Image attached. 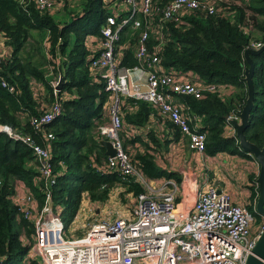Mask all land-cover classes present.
<instances>
[{
    "label": "trees",
    "instance_id": "1",
    "mask_svg": "<svg viewBox=\"0 0 264 264\" xmlns=\"http://www.w3.org/2000/svg\"><path fill=\"white\" fill-rule=\"evenodd\" d=\"M81 1V10H71L70 20L62 21L50 11L39 9L34 1L0 0V40L3 39L11 50L7 59H0V124L30 134L38 144L51 149L57 180L53 186V199L62 209L66 228L75 221L84 194H88L93 202H106L118 186L134 196L144 190L140 184L105 169L109 156L101 144L103 136L98 128L106 120L105 107L110 92L104 81L96 82L92 77L87 37L101 34L111 10L104 0ZM170 1L157 0L154 12L145 17L151 24L150 50L159 53L161 64L167 70L192 72L208 83L236 88L225 99L219 91L205 92L200 99L192 96L184 99L194 115L203 117L200 130L207 133L205 151L208 155L220 152L250 155L241 149L235 136L225 135V126L226 116L239 114L247 101L245 69L249 64L244 52L255 43L264 45V0H211L216 7L214 14L202 10L186 12L181 22L160 23L157 7ZM143 28H124L121 42L129 43L130 48L123 50V64L133 66L138 63L135 46ZM32 31L45 37L36 40ZM252 58L255 62V105L245 134L262 148L264 51ZM61 74L65 83L56 93L52 80ZM33 80L46 90L48 108L41 107ZM3 81L14 85L15 92L5 88ZM57 100L62 105V113L47 126L55 137L49 140L34 129L31 119L43 115ZM121 111L124 122L121 135L124 136L128 127H143L151 121V115L159 112L150 103L134 98L126 99ZM167 126L174 129L176 138L182 135L172 122ZM149 136L156 143L155 133L150 132ZM128 143L137 146L134 153L127 148ZM149 143L140 135L131 139L126 137L124 146L136 167L153 181L180 180L178 172L158 164L156 148ZM33 162L37 165L31 147L0 133V264H39L36 257H29L35 239L34 223L20 214L13 201L17 184L23 182L43 205L44 182ZM257 178V175H251L254 182ZM251 189L252 204L248 206L260 221L261 216L253 210L258 188Z\"/></svg>",
    "mask_w": 264,
    "mask_h": 264
},
{
    "label": "built area",
    "instance_id": "2",
    "mask_svg": "<svg viewBox=\"0 0 264 264\" xmlns=\"http://www.w3.org/2000/svg\"><path fill=\"white\" fill-rule=\"evenodd\" d=\"M27 1L51 11L69 0ZM104 1L109 7L113 0ZM120 1L126 11L111 10L106 17L97 36L99 43L91 50L90 69L91 74L99 73L110 92L109 119L99 126L98 132L103 140L112 142L116 155L109 156L105 169L140 184L144 190L136 196L131 216L96 220L84 235L67 238L62 209L53 199L57 180L51 149L38 144L30 134L0 124V133L32 148L44 182L43 205L23 182L17 184L13 197L20 214L34 223L35 239L29 257H36L39 264H245L264 229V216L254 226L255 215L249 206L235 203L230 193L220 192L214 185L188 188L184 180L175 178L150 180L136 167L124 146L121 108L126 99L134 98L153 105L189 137L192 150L204 154L207 133L196 128L193 118L174 97L200 99L205 92H217L224 85L206 83L200 87L191 78L180 80L184 73L164 69L159 53L150 50L151 24L148 19L145 21L154 12L157 0ZM199 10L214 14L216 7L211 0H171L157 7L160 23L181 22L184 13ZM127 26L144 27L135 46L138 63L133 66L122 62L121 40ZM262 46L255 43L251 48ZM2 85L10 92L16 90L6 81ZM61 113L62 105L57 100L43 115L33 117L31 124L53 140L54 134L47 126ZM238 118L234 113L228 120Z\"/></svg>",
    "mask_w": 264,
    "mask_h": 264
},
{
    "label": "crops",
    "instance_id": "3",
    "mask_svg": "<svg viewBox=\"0 0 264 264\" xmlns=\"http://www.w3.org/2000/svg\"><path fill=\"white\" fill-rule=\"evenodd\" d=\"M110 3L111 5L108 7L109 10H112V12L114 11L116 13L117 12L125 13L126 7L124 6L122 1L113 0L110 1ZM66 5L68 8H65ZM77 5H78L77 0H69L65 4L59 5L56 8L52 9L50 13L55 18L57 16L58 18L56 19L62 21H68L71 18L70 17L71 14H69L71 10L73 11L81 10V6L77 7ZM32 36L36 40H40L45 37V35L41 36V34L38 31H32ZM31 41H34V39L31 38ZM98 43L99 41L97 36L89 35L87 37V44L90 47V53H92L91 50L94 48V46H97ZM121 44H122L121 47H123L124 50L130 48L129 43L121 42ZM10 54H11L10 48H8L4 44V40L1 39L0 59H7L10 56ZM92 75L94 76L96 81L102 82V80H100V75L98 72L92 73ZM60 77L61 75L58 77V81L56 83H59ZM179 78L180 80H189L190 78L194 81L196 80L197 82L196 84L200 87L208 83L206 80L202 79L201 77L197 76L192 72H185L184 75L182 77L179 76ZM32 85L37 95V98H39L41 102V107L48 108L49 104L46 101L47 92L44 89V87L36 80L32 81ZM54 86H55V92L56 90L57 92L60 91L57 89L58 84ZM235 90H236L235 87L224 85L220 87L218 91L225 99L231 96L235 92ZM67 95L70 96L69 93ZM184 98L186 97H179V96L174 97V99L177 102L179 101L183 105V108H185V111L190 115V117L193 118V124L196 126V128L201 129L203 126V117L200 115L198 116L194 115L192 111H190L191 108L189 107V104L186 102ZM107 103L105 107L106 120L104 119L105 120L104 122L108 121L109 119ZM168 122H172V121L158 112L157 114L151 115V121L147 125L143 127H139V126L128 127V131L126 135L125 136L122 135L123 139L125 141L126 137L131 139L134 136L140 135L142 136V138H144L145 141L150 142L149 144H151V146H154L155 144L157 148L155 146L154 147L156 148V150L158 149L157 155H155L158 164L164 168L178 172L181 175V178L178 181L182 182L184 180L188 188H193L194 185L195 186L200 185V187L202 188L214 185L220 192L224 191L230 193L235 203L243 204V205L252 204V201L250 199L252 194L251 187L259 188L258 186L259 184L251 179V175L259 176L260 173V165L254 158L246 154L245 155L230 154L227 152H220L217 153L216 155H208L206 152L204 154L196 152L192 150L189 146V142H190L189 137L181 132L182 135L176 138L174 129H168L167 126ZM150 132L155 133L156 143H154L151 140L149 136ZM235 132L236 129L233 125L226 124L225 126L226 136H233ZM32 165H34L36 169H38L35 162H33ZM119 187L120 186H118L117 188ZM83 200L85 201V199ZM89 202H91V200ZM106 202H102V203L91 202L92 203L91 207H96V209H98L100 205L102 204L104 205L106 204ZM253 206H254L253 210H255L256 203L253 204ZM81 212H82V205L76 219L80 217ZM128 213L129 214H127L124 217L131 216L132 212H128ZM76 219L74 222H76Z\"/></svg>",
    "mask_w": 264,
    "mask_h": 264
},
{
    "label": "water",
    "instance_id": "4",
    "mask_svg": "<svg viewBox=\"0 0 264 264\" xmlns=\"http://www.w3.org/2000/svg\"><path fill=\"white\" fill-rule=\"evenodd\" d=\"M264 51V45L258 49L248 48L244 52L245 60L248 62L249 66L245 69V80L248 87V97L247 101L242 108L241 112L238 114V120H228L229 115L226 116L227 125L231 124L235 127L236 132L233 136L239 141L242 150L246 151L250 155H253L255 160L260 165V173L257 179L258 182V198L256 202L255 211L260 216H264V147H259L255 143L251 142L246 134L245 130L249 126L251 112L255 105V85H254V71L255 62L252 55L260 54ZM65 83V77L61 74L57 89L61 90ZM101 144L106 148V154L108 156H115L116 150L113 144L109 140H102ZM245 264H264V229L260 232L256 244L252 249V252L248 255Z\"/></svg>",
    "mask_w": 264,
    "mask_h": 264
},
{
    "label": "rangeland",
    "instance_id": "5",
    "mask_svg": "<svg viewBox=\"0 0 264 264\" xmlns=\"http://www.w3.org/2000/svg\"><path fill=\"white\" fill-rule=\"evenodd\" d=\"M81 0H77V7L81 6ZM75 12H79L76 10ZM56 18H58L56 16ZM53 81V80H52ZM58 81L57 79H54L53 84L57 85L56 83ZM141 146V145H140ZM143 146V145H142ZM154 146L157 148V146L154 144ZM136 145L133 143H128V149L131 151V153H134L136 150ZM158 149L154 151L155 155H157ZM82 203V212L80 214V217L76 219V222H73L69 227L65 229L64 235L67 238H73V237H80L86 233V231L89 229L91 224L95 222L96 220H103V219H114L118 217H124L128 212H133L132 209H134V201L135 196L131 193H126L124 187L120 186L119 188H116L109 199V201L106 202V204L100 205L98 209L96 207H91L93 201L89 202V196L88 194H84ZM89 200V201H88ZM97 203V202H95ZM102 203V202H101ZM99 212V213H97ZM254 213V212H253ZM83 214V216H82ZM255 215V221L254 226L258 225V217ZM27 262V261H26Z\"/></svg>",
    "mask_w": 264,
    "mask_h": 264
}]
</instances>
